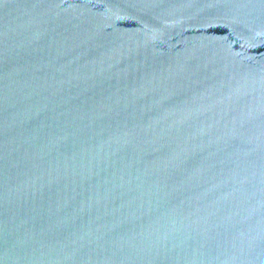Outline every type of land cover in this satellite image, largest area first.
<instances>
[{
  "label": "water",
  "instance_id": "water-1",
  "mask_svg": "<svg viewBox=\"0 0 264 264\" xmlns=\"http://www.w3.org/2000/svg\"><path fill=\"white\" fill-rule=\"evenodd\" d=\"M0 264H264V0H0Z\"/></svg>",
  "mask_w": 264,
  "mask_h": 264
}]
</instances>
